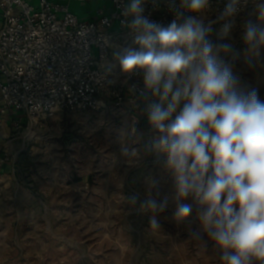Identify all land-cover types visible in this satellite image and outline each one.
<instances>
[{
	"label": "clouds",
	"instance_id": "obj_1",
	"mask_svg": "<svg viewBox=\"0 0 264 264\" xmlns=\"http://www.w3.org/2000/svg\"><path fill=\"white\" fill-rule=\"evenodd\" d=\"M146 2L127 0L121 9L130 43L110 45L113 60L97 78L111 83L118 68L124 84L138 78L142 85L129 91L143 105L149 134L141 139L134 124L122 131L120 154L129 167L149 157L160 164L174 189L172 219L183 225L194 215L220 264H264V100L240 87L226 42L241 0H225L217 40L198 18L211 0H171L167 24L144 15ZM253 4L257 22H245L241 37L249 67L264 53V2ZM154 188L150 181L142 200L130 198L150 214V230L160 229L156 217L168 207Z\"/></svg>",
	"mask_w": 264,
	"mask_h": 264
},
{
	"label": "rangeland",
	"instance_id": "obj_2",
	"mask_svg": "<svg viewBox=\"0 0 264 264\" xmlns=\"http://www.w3.org/2000/svg\"><path fill=\"white\" fill-rule=\"evenodd\" d=\"M257 19L234 27L226 42L240 87L264 100V53L249 67L241 38L245 22ZM220 28H212L213 40ZM139 116L107 104L63 111L29 134L15 133V172L0 184V264H220L194 215L183 225L172 219L174 189L160 164L149 157L129 167L121 156L122 131L134 124L138 137L149 134L143 106ZM150 181L168 201L156 217L160 229L152 230L150 214L130 202L144 198Z\"/></svg>",
	"mask_w": 264,
	"mask_h": 264
},
{
	"label": "built area",
	"instance_id": "obj_3",
	"mask_svg": "<svg viewBox=\"0 0 264 264\" xmlns=\"http://www.w3.org/2000/svg\"><path fill=\"white\" fill-rule=\"evenodd\" d=\"M40 0L32 5L26 0H0V129L11 120L15 133H31L39 124L63 111L103 110L110 98L123 108L133 96L129 85L142 86L138 78L124 84L118 68L108 77L111 83H98L104 71L101 65L112 61L113 41L130 43L128 30L121 24V9L127 0H104L111 5L108 13H98L94 21H81L61 0ZM264 2V0H261ZM144 15L167 24L174 16L171 0H147ZM225 7V0H211L210 7L198 18L211 27ZM235 27L256 18L253 0H241ZM100 98V99H99ZM1 137V136H0ZM0 160L11 162L8 145L13 139L3 135Z\"/></svg>",
	"mask_w": 264,
	"mask_h": 264
},
{
	"label": "crops",
	"instance_id": "obj_4",
	"mask_svg": "<svg viewBox=\"0 0 264 264\" xmlns=\"http://www.w3.org/2000/svg\"><path fill=\"white\" fill-rule=\"evenodd\" d=\"M32 5H38L40 0H26ZM54 3H62L61 0H49ZM69 11L74 14L78 19L81 21H94L98 17V13H108L111 11V5L110 3L104 1V0H85L84 2H77V1H71V2H64ZM114 45H120V40L117 38L113 41ZM108 105H114L112 101L108 102ZM115 106V105H114ZM143 106L142 104L132 105L128 101H126L125 106L123 109L125 112L127 111L129 114H131L132 118H135V116L139 117L140 108ZM142 112V111H141ZM15 125H13L12 121H9V126L4 129H0V143H4L5 140H1L2 136L8 135L9 139H13L10 144L8 145L9 150L8 153L11 156V162L9 163H3L2 160H0V184L3 182H11L12 181V175L15 172Z\"/></svg>",
	"mask_w": 264,
	"mask_h": 264
}]
</instances>
